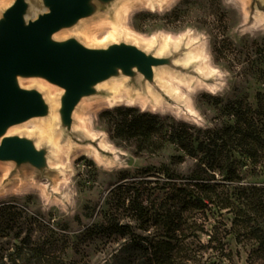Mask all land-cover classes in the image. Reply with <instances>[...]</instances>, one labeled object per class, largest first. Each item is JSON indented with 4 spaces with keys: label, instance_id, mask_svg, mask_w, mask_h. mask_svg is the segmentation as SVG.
I'll return each mask as SVG.
<instances>
[{
    "label": "rangeland",
    "instance_id": "374dc122",
    "mask_svg": "<svg viewBox=\"0 0 264 264\" xmlns=\"http://www.w3.org/2000/svg\"><path fill=\"white\" fill-rule=\"evenodd\" d=\"M249 3L169 0L154 9L144 3L130 9L125 31L149 40L189 35L198 40L202 46L198 52L202 59L205 56L213 83L170 80L190 106L189 113L140 102L89 107L87 127L106 139L112 156L102 160L93 150L66 157L70 172L57 179L51 189L40 179L0 186V208L13 207L10 219L0 214L4 262L9 261L6 254L14 244L31 235L32 247H50L66 264H127L130 256L125 244L136 237L149 242L171 240L176 245L175 256L168 264H262L261 260H250L255 244L236 238L233 214L227 209L218 211L210 201L206 206L190 207L182 191L176 201L169 195V182L188 181L198 166L197 158L170 138L171 132L186 131L180 124L186 123L193 127L189 130L193 138L203 137L204 133L195 129L234 122L233 115L225 110L227 102L240 99L256 107L258 93L264 92L258 72L259 52L264 48V12H251ZM106 33L102 30L94 35L100 39ZM132 107L159 116L156 126L163 125V133L156 134V145L140 148L135 138L117 135L115 122L122 116L119 109ZM239 160L242 182L264 184V166L245 157ZM214 173L209 183H222L224 174ZM2 178L0 171V184Z\"/></svg>",
    "mask_w": 264,
    "mask_h": 264
},
{
    "label": "water",
    "instance_id": "95a60500",
    "mask_svg": "<svg viewBox=\"0 0 264 264\" xmlns=\"http://www.w3.org/2000/svg\"><path fill=\"white\" fill-rule=\"evenodd\" d=\"M168 1L0 3V186L40 179L51 189L70 172L66 157L89 149L102 160L112 156L106 139L87 127L91 106L124 96L190 112L168 80L211 86L205 56L194 55L202 48L198 40H149L114 26L129 6ZM248 1L251 12H264L263 0Z\"/></svg>",
    "mask_w": 264,
    "mask_h": 264
},
{
    "label": "trees",
    "instance_id": "16d2710c",
    "mask_svg": "<svg viewBox=\"0 0 264 264\" xmlns=\"http://www.w3.org/2000/svg\"><path fill=\"white\" fill-rule=\"evenodd\" d=\"M258 59L263 65L258 67V72L264 86V48L259 52ZM256 104L254 107L240 99L227 102L225 110L233 115L234 122L221 127H208L206 130L195 129L204 133L203 137L193 138V132L189 131L193 127L186 123H180L186 127V131L171 132L170 138L187 150L190 156L196 157L198 166L187 177L188 181H170L169 195L176 201L179 191H182L186 195L185 203L190 207L206 206V201H210L218 211L227 209L233 214L232 229L236 238L255 244L250 260H261L264 264V184H246L242 182L239 172V157L264 166V92L258 93ZM118 112L122 116L115 122L117 135L135 138L140 148L148 149L156 145V134L163 133V125L156 126L160 123L158 115L141 112L135 107L119 109ZM215 171L224 174L223 182L212 185L208 180L210 176L214 177ZM217 186L222 189L217 191ZM12 208L9 205L2 206L0 214L6 218L12 217ZM19 214L22 216L21 212ZM173 230H177V225ZM211 238L214 240L216 236L212 235ZM30 243L31 235L21 238L18 244H14L13 250L6 254L8 262H4V255L0 253V264H34L38 261L40 264H66L50 247H32ZM175 246L169 239L160 238L149 242L140 237L132 238L125 244L130 256L127 264H168L174 260Z\"/></svg>",
    "mask_w": 264,
    "mask_h": 264
},
{
    "label": "bare ground",
    "instance_id": "6f19581e",
    "mask_svg": "<svg viewBox=\"0 0 264 264\" xmlns=\"http://www.w3.org/2000/svg\"><path fill=\"white\" fill-rule=\"evenodd\" d=\"M138 5H139V4H138ZM142 5H143V4H142ZM158 5H163V4L159 2ZM136 6H137V5H136ZM149 6H150L151 8L154 9V8H156L157 5L149 4ZM132 8H133V7H132ZM130 9H131V7L129 6V8H127V9L124 11V13H123V20H124V21L126 20V17L128 16V14H129V12H130ZM148 9H149V8H148ZM155 10H156V9H155ZM124 21H123V23H124ZM123 23H122L121 25H114V26H123V25H124ZM114 26H113V27H114ZM116 28H117V27H114L113 30L116 29ZM190 38L193 39L192 37H190ZM198 53H199V52H198ZM194 55L197 56V57H199V59L202 58V56L200 55V53L197 55L196 52H195ZM168 83H169L170 86H172V87L176 90V87L173 86V84L171 83L170 79L168 80ZM124 98L127 99V100H126L127 103H128V102H129V104H132V103H133L132 101L134 100V98H127V97H124V96H123V97H119V98H118L117 100H115V101L109 102V105H111V106H114V105H117V104L120 105V103H122V102L124 101V100H123ZM136 105H137V104H136ZM83 153H88V154H89V153H94V152H93V150H90V149H89V150H85Z\"/></svg>",
    "mask_w": 264,
    "mask_h": 264
}]
</instances>
